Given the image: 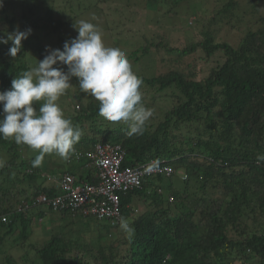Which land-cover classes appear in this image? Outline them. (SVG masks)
<instances>
[{"label": "trees", "instance_id": "16d2710c", "mask_svg": "<svg viewBox=\"0 0 264 264\" xmlns=\"http://www.w3.org/2000/svg\"><path fill=\"white\" fill-rule=\"evenodd\" d=\"M167 1L176 5L181 0ZM223 2L209 21L230 23L227 11L236 0ZM50 8V13L30 14L33 17L19 13V27L15 13L7 15L5 7L0 8V28L7 25L0 36L40 27L22 40L16 58L8 55L11 41L0 43V92L10 90L11 81L35 67L48 49L63 50L48 40L63 24ZM257 21L260 27L247 24L234 44L216 40L202 26L198 34L203 39L188 46L153 40L141 46L142 54L154 49L180 57L201 49L205 60H215L202 78L178 69L152 76L134 70L142 86L152 90V98L163 93L171 103L158 119L155 113L157 121L147 123L142 135L129 137L126 124L100 116L99 102L82 93L73 77V90H67L64 101L72 110L65 117L83 134L69 160L46 154L42 165L33 167L37 152L0 139V160L5 162L0 168V264H264V162H257V156L264 155V16ZM139 49L133 51L136 61ZM60 107L64 111L65 106ZM105 144L121 145L124 165L164 159L173 168L170 174L143 177L140 189L120 193V216L114 224L107 217L83 214L60 187L68 173L77 181L97 182V168L86 153ZM179 175L182 182L176 185ZM41 194L47 202L37 201ZM57 197L64 205L54 210L48 201ZM132 197L145 204L142 213H137ZM45 220L49 237L38 243L33 225ZM88 231L90 241L84 239ZM12 248L23 251L14 255Z\"/></svg>", "mask_w": 264, "mask_h": 264}, {"label": "clouds", "instance_id": "9594fccd", "mask_svg": "<svg viewBox=\"0 0 264 264\" xmlns=\"http://www.w3.org/2000/svg\"><path fill=\"white\" fill-rule=\"evenodd\" d=\"M3 5L4 0H0V8ZM74 27L78 35L66 41L63 50L48 49L49 54L37 61L35 67L11 81L10 90L0 92V139L13 140L37 152L33 167H40L46 154H56L66 161L75 154L74 146L80 141L82 130L65 117L58 104L72 86L73 77L78 78L82 93L99 102V115L110 122L126 124L129 137L142 135L153 116V111L142 102L143 81L126 53L106 46L97 25L81 20ZM31 32V28H17L0 36V43L11 41L8 55L16 58L22 50V40ZM59 65L66 66L67 71ZM150 160L160 161L144 162ZM89 162L92 163L91 159ZM161 162L167 163L164 159ZM257 162H264V155H258ZM4 166L5 162L0 160V168ZM72 177L77 183L84 182ZM121 227L127 229L128 225L122 222Z\"/></svg>", "mask_w": 264, "mask_h": 264}, {"label": "rangeland", "instance_id": "374dc122", "mask_svg": "<svg viewBox=\"0 0 264 264\" xmlns=\"http://www.w3.org/2000/svg\"><path fill=\"white\" fill-rule=\"evenodd\" d=\"M223 1L225 0H181L174 5L167 0H33L34 9V6L29 5V0H4L3 7L7 15L15 13L16 25L19 27L21 21L19 13L25 12L29 17H33L30 14L50 13L52 5L54 18L63 22L54 35L48 36L49 43L54 44L55 47L75 38L78 32L74 25L83 20L99 27L106 46L117 47L124 51L133 70L138 73L152 76L166 73L169 69H178L188 77L202 78L206 76L210 66L215 64V60L208 58L205 60L201 49L180 57L163 50L156 52L154 49L148 54H142L141 46L151 40L170 46H188L197 38L203 39L204 36L198 34L202 26L211 32L216 40L234 44L244 33L247 24L250 27H260L258 21H255L258 16H264V0H236V5L227 11L232 15L230 23L226 22L227 19L209 21L210 17L215 16L217 11L224 7ZM195 18L201 20L200 23L196 22ZM5 26L7 25L0 28V35L5 31ZM39 28L32 31H39ZM46 33L47 29L43 27L42 34L46 35ZM58 38L61 40L58 41ZM138 48L140 49L136 55L141 58L136 61L133 51ZM71 89L73 90V87ZM140 90L146 107L153 111V116L147 123H155L159 112L167 109L171 103L163 93L152 98L151 89L141 86ZM65 99L66 96H62L58 104L65 106L63 112L67 115L72 108L66 105L65 102L68 101ZM155 113H157L156 119ZM180 176L174 181L176 185L182 182ZM165 184L163 182L161 185L166 186ZM139 202L138 198L132 197V204L138 207L137 213H142L146 209L145 204ZM48 223V220L41 225L34 223L32 235L38 243L49 237V231L44 232L43 228H46ZM91 235L88 231L84 234V239L90 241ZM11 250L14 255H17L18 251L19 253L23 251L22 248ZM32 262L35 264V261Z\"/></svg>", "mask_w": 264, "mask_h": 264}, {"label": "built area", "instance_id": "2783aa9c", "mask_svg": "<svg viewBox=\"0 0 264 264\" xmlns=\"http://www.w3.org/2000/svg\"><path fill=\"white\" fill-rule=\"evenodd\" d=\"M125 151L119 144L97 145L93 152L86 155L97 168V182H75L66 174L60 180V187L65 190L70 202L81 208L85 215H95L98 218L107 217L111 223H118L120 216V193L140 189L143 177L157 173L170 174L173 168L164 162L150 160L136 165H124ZM76 155L75 157H77ZM38 202H47L44 194L38 196ZM48 203L56 210L63 206V198L50 199ZM2 220L6 218L1 217Z\"/></svg>", "mask_w": 264, "mask_h": 264}]
</instances>
